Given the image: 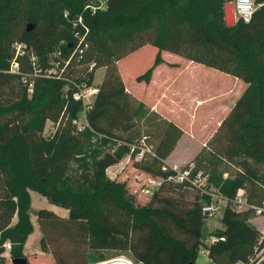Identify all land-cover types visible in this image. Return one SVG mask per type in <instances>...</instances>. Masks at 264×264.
Masks as SVG:
<instances>
[{"label": "trees", "instance_id": "trees-1", "mask_svg": "<svg viewBox=\"0 0 264 264\" xmlns=\"http://www.w3.org/2000/svg\"><path fill=\"white\" fill-rule=\"evenodd\" d=\"M228 1L0 0V264H6V251L12 259L27 257L25 245L34 230L30 190L69 209L67 217L48 208L37 211L41 249L50 251L56 264H88L92 251L97 261L126 255L136 264H196L202 246L215 264L248 263L256 257L264 246V233L249 222L256 210H239L233 200L243 190L250 205L264 204V0H255L250 21L239 19L233 26L224 20ZM80 17L89 28V46L66 64L56 47L69 57L74 30L84 31ZM15 42L25 45L19 57ZM147 44L157 54L139 82H151L168 51L246 84L193 172L204 169L208 187L227 199L225 228L213 233L223 239H202L207 215L202 207L211 202L210 195L197 190L191 201L180 204L177 197L162 194L190 187L169 179L176 169L165 160L182 135L173 122L154 153L145 152L150 158L143 156L137 165L160 180L151 201L136 205L127 182L107 173L143 147L139 117L146 105L135 104L118 61ZM32 55L43 74L51 67L57 71L32 77L29 94L21 72H11L10 64L17 58L21 71L33 74ZM102 66L104 78L86 109L74 94L92 85ZM48 121L57 126L46 135ZM225 163L236 173L225 177L219 168Z\"/></svg>", "mask_w": 264, "mask_h": 264}, {"label": "rangeland", "instance_id": "rangeland-1", "mask_svg": "<svg viewBox=\"0 0 264 264\" xmlns=\"http://www.w3.org/2000/svg\"><path fill=\"white\" fill-rule=\"evenodd\" d=\"M231 1L234 2V0ZM65 41H66L65 39L60 40L59 45H61ZM56 49H55L56 51H61L62 53L61 55L64 57V59H66L64 56L66 55V53L63 51L62 47H58V48L56 47ZM156 54H157V48L153 45L147 44L135 50L134 52L128 54L126 57L118 61L119 71L120 73L122 72L124 73L125 81L127 83L126 86L128 87V91L131 94V96L134 97L133 94L136 93L139 95L140 99L146 102V103L144 102L146 104V108L143 111L144 115L139 117L140 118L139 120L143 134V140H142L143 148L145 149L146 152H150V153H154L158 145V142L160 141V136L162 135V132L164 131L165 128L164 122H162L163 121L162 111H164L165 109L164 104L173 105L176 104L177 101L178 102L181 101L184 104V101H188L189 97L190 98L193 97L189 96L187 98V96H184V93L181 92H184L186 90L197 91V89L202 94V96H198L197 94V98L202 101H205L206 99H210L213 96H215L218 93L217 91H219V89L222 86L226 87V85L227 86L231 85L230 79L229 80L222 79V77H218L216 74H214L215 73L214 71L207 72L208 70L206 69H210V68L201 64H200L201 67L191 66L194 65L192 64V62L189 63V61L185 60L183 57L172 53L167 54V59L183 60L184 64L187 65L183 72H179L178 70H172L171 68H174L176 64L174 63L172 65V63L171 64L169 63L170 69L166 68V66H163L155 76L153 75L152 83L148 84L144 81L139 82L137 80V77L142 73H144L152 65L156 57ZM105 69L106 67L102 66L96 70L94 83H93L94 85L98 86V83L100 84L102 82L105 74ZM241 82L243 83V80H241ZM196 84H199L200 86ZM133 100H135L134 101L135 104H138V100L134 98ZM151 103L152 104L156 103L159 105L158 112L161 117L159 118L160 120L159 122H157L158 120L156 118L154 119V116L150 117L151 116L150 112L152 111V107L150 106ZM165 110L167 111V108ZM173 113L177 117H181L182 119H184L183 117L187 116L184 113L180 112L178 109L174 110ZM204 113H205L204 109L201 108L199 110L200 116H202ZM85 118H86L85 111H81L79 114V124L81 126L85 124ZM183 123L184 126H186L187 123L185 121ZM201 124H202L201 120H196V122H194V125H196L197 127L201 126ZM211 124L212 123L206 121L207 127H209ZM56 126L57 124H54V122L48 121L46 124V128L44 130V134L46 135L51 134L55 130ZM93 139L95 141L98 139V137H94ZM104 148L106 147H103L102 150ZM179 154L180 152H175L169 158V160L172 162L178 161L179 163H181L185 158H187L186 156H184L186 154L182 156ZM145 158L146 159L150 158V156L146 155L143 159ZM139 161H141V159L137 158V156L126 157L120 163L110 166L107 170V173L108 175L112 176V178L117 175V178L119 180L126 181L128 186V196L133 200V202L136 205H144L149 201H151L153 190H155L159 184L158 182H155L157 183L155 184L153 182L154 181L153 177L137 166ZM188 163H186V165H188ZM72 165L73 166H71V171H75L77 168L76 162L73 161ZM184 165L179 167L178 169H181L182 167H184ZM219 168L228 170L227 175L230 174L233 175L237 171V168L230 164L229 165L222 164L220 165ZM155 179L157 181L159 180V178H155ZM173 185L174 184H172V187H174ZM180 190H173L170 192L163 191L162 194L163 195L167 194V195H172L173 197H177L176 199L180 202V204H185L187 203V201H191L193 199L198 189L196 187H189ZM32 191L34 192L31 195L30 213L32 215V221L34 223V230L29 236V239L27 241L25 254H27V259L29 264H56V261L52 253L50 251L43 252L41 249L42 234L37 220V211L39 210V208H48L58 213L61 216L65 215V217H67L69 214V209L65 206L52 203L45 195L41 194L36 190H32ZM212 192L215 193L214 199L212 201L216 205V209L213 212H211V214H207L203 219L202 239L205 242L211 241L212 236L215 235L213 233L216 230L225 228V224L223 221V213L227 205V199L222 197L219 193H217L215 189H213ZM235 207L239 210L248 209L246 205H241V204L240 205L235 204ZM249 222L251 223V225L257 227L262 233H264L263 212L261 213L256 212L255 215L249 219ZM7 247H9V245ZM50 249L51 250L53 249L52 244H50ZM261 250L263 251V253H257L258 257H260L261 254H264V246ZM261 250H259V252ZM5 254L7 257L6 264H13L9 252L6 251ZM122 256L128 257L126 255H122ZM88 258H89L88 264H94L97 262V259L94 257L93 251L88 255ZM117 264H123V263L119 262ZM196 264H215L213 260L208 256L207 248H205L204 246H202L199 251ZM259 264H264V263H259Z\"/></svg>", "mask_w": 264, "mask_h": 264}, {"label": "crops", "instance_id": "crops-1", "mask_svg": "<svg viewBox=\"0 0 264 264\" xmlns=\"http://www.w3.org/2000/svg\"><path fill=\"white\" fill-rule=\"evenodd\" d=\"M168 53H171V52L164 51L162 53L163 57L165 59V62L156 67V69L154 70V73H153L154 76L157 74L158 71L161 70V68L163 66H166V68L170 69L169 63L170 64L172 63V65L174 63L176 64V66H174V68H171L172 70H178L179 72H183L184 69L186 68L187 65L184 64L183 60H180V59L179 60L178 59L168 60L167 59ZM185 60H188V59H185ZM188 61H189V63L192 62V64H194L191 66H200V64H201V63L190 61V60H188ZM201 65H203V64H201ZM208 68H210V69H206V70H208L207 72L214 71L215 72L214 74H216L218 77H222V79H226V80L230 79L231 85H228V86L226 85V87L222 86L219 89V91H217L218 93L215 96H213L210 99H206L205 101H202V100L197 98V94H198V96H202L201 92H199V90L197 89V91L196 90L195 91L194 90H190V91L186 90L184 92H181V93H184V96H187V98L189 96L193 97V98L189 97L188 101H184V104L181 101L180 102L177 101V103L173 104V105L164 104L165 109L167 108V111L165 109H164V111H162L163 112L162 115L164 116V117L162 116V118H163L162 122H164L165 128H164V131L162 132V135L160 136V140L163 137L164 132H165V130L168 127L170 122H173L174 124L179 126L180 129L183 131V133H182L181 137L178 139L174 149L171 151V153L167 156V158L165 160L166 163L173 168H179V167L183 166L184 164L186 165V163H188V162L189 163L194 162L195 167H196L197 157L199 155H204V154L209 153V148H208L209 141L211 140V138L213 137L215 132L218 130L221 122L229 114V112L233 108L234 104L236 103L238 98L242 95V93L245 89L246 84L244 83V81H243V83L241 82V80H242L241 78H238L236 76H233L231 74H228L226 72L220 71V70L215 69V68H211V67H208ZM121 74H122L123 79L125 81L124 73L122 72ZM152 82H153V76H152V80L150 83H152ZM125 84H127L126 81H125ZM192 85H195V84H192ZM196 85L200 86L199 84H196ZM133 96H134L133 98L138 100V102L144 101V100L140 99L139 95L136 93H134ZM150 106L152 107V111L150 112L151 113L150 117L154 116V119L156 118L158 120L157 122H159L160 121L159 118H161L160 114L158 112L159 111V105L156 103H153V104L151 103ZM201 108H203L204 112H205L202 116H200V114H199V110ZM177 109L187 116L183 117L184 119H182L181 117H177L173 113L174 110H177ZM196 120H201V122H202L201 126L197 127L196 125H194V122H196ZM85 121H86V118H85ZM184 121L187 123L186 126H184V123H183ZM206 121L210 122L212 124L209 127H207ZM159 142H158V144H159ZM175 152H180L179 155H181V156L186 154L184 156H186L187 158H185L183 160V162H181V163H179L178 161H175V162L170 161L169 158ZM225 164L229 165V163H225ZM199 171H202L204 173V169H201ZM227 171L228 170H225V172H224L225 177L228 176ZM110 177H112V176H110ZM116 177H117V175H116ZM33 192L34 191L30 190L31 195L33 194ZM62 216H65V215H62ZM31 218H32V215H31ZM26 246H27V242H26L25 248H26Z\"/></svg>", "mask_w": 264, "mask_h": 264}, {"label": "built area", "instance_id": "built-area-1", "mask_svg": "<svg viewBox=\"0 0 264 264\" xmlns=\"http://www.w3.org/2000/svg\"><path fill=\"white\" fill-rule=\"evenodd\" d=\"M256 2L255 0H234V7H235V16L236 19H242L244 21H250L253 13L256 9ZM87 7H89L91 10H93V12L96 11V6L95 5H87ZM65 15L67 16L68 13L65 12ZM78 21L80 23H82V27L84 28V31L82 32L81 30H74V36H75V41H74V46H73V51L71 52V54L69 55L68 58L65 59V63L68 64L70 62V60L72 59V57L76 54V53H83L89 46L88 43V34H89V28L88 26H86V24L82 21V18L80 17L78 19ZM15 47H16V55L19 57V55L24 54V48L25 45L24 43L21 42H15ZM57 55L61 56V51H56L55 52ZM30 61L32 63V67H33V74H26L24 72L21 71V67H20V62L17 58H14L11 61L10 64V71L11 72H21L22 77H23V81L24 83L28 84V93L31 94L34 91V78L32 77H36V76H55L54 73H56V68L55 67H51L47 70H45L46 72L43 74L42 72V68L39 66L38 63V57L35 55H32L30 57ZM57 64H60V61L58 60L56 62ZM92 68L95 66V63L92 62L90 65ZM99 88L97 85H85L83 86L80 91H78L77 93L74 94V96L76 98H81L84 101L85 107L86 109L91 108V105L95 99L96 94L98 93ZM87 101V102H86ZM85 111V110H84ZM85 117H86V113H85ZM86 122V121H85ZM145 149L142 147L140 149V151L136 154L137 158L142 159L144 154H145ZM130 157V156H128ZM195 169V164L194 162L189 163L188 165L182 167L181 169H176V172L169 176V179L175 182H187L189 183L190 187H196L201 193L203 194H208L211 196V202L210 203H206L203 205L202 207V211L204 214H211V212H213L216 209V205L214 204V202L212 201L214 199V195L215 193L212 192V190L214 189L212 186L208 187V175L203 173L202 171H198L197 173L193 174ZM154 179V183L158 182V184H160V180H156ZM157 184V183H155ZM159 186V185H158ZM234 204H241V205H246L248 208H254L256 210V212H263L264 211V204L263 206H255V205H250L247 201V197L244 195V191L240 190L237 194V196L234 198L233 200ZM223 239V237L219 236V235H213L212 236V240L213 241H217ZM258 253H263V251L261 250ZM264 258V254H261L260 257H258V254L256 255V257L252 258L248 263H244V262H238L237 264H258L262 259ZM123 263V264H136L134 261H132L131 259L125 257V256H119V257H112L106 260H100L97 261L94 264H117V263Z\"/></svg>", "mask_w": 264, "mask_h": 264}, {"label": "water", "instance_id": "water-1", "mask_svg": "<svg viewBox=\"0 0 264 264\" xmlns=\"http://www.w3.org/2000/svg\"><path fill=\"white\" fill-rule=\"evenodd\" d=\"M224 20L226 25L233 26L237 23L235 7L233 1H228L224 5ZM13 264H29L27 257H17L12 259ZM193 264V263H190Z\"/></svg>", "mask_w": 264, "mask_h": 264}]
</instances>
